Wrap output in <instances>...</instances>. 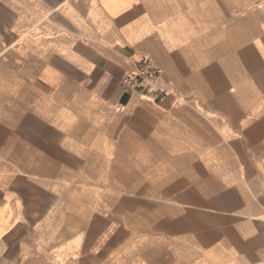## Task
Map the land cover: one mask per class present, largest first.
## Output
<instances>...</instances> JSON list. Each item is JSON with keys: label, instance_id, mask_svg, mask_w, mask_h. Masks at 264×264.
I'll use <instances>...</instances> for the list:
<instances>
[{"label": "crops", "instance_id": "1", "mask_svg": "<svg viewBox=\"0 0 264 264\" xmlns=\"http://www.w3.org/2000/svg\"><path fill=\"white\" fill-rule=\"evenodd\" d=\"M0 264H264V0H0Z\"/></svg>", "mask_w": 264, "mask_h": 264}, {"label": "built area", "instance_id": "2", "mask_svg": "<svg viewBox=\"0 0 264 264\" xmlns=\"http://www.w3.org/2000/svg\"><path fill=\"white\" fill-rule=\"evenodd\" d=\"M134 71L122 78L125 91L138 96L149 97L156 102H163L168 96L174 94L169 82L165 81L163 68L148 54L132 62Z\"/></svg>", "mask_w": 264, "mask_h": 264}]
</instances>
